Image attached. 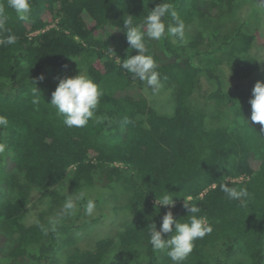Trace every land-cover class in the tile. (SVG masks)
Listing matches in <instances>:
<instances>
[{
	"label": "trees",
	"instance_id": "obj_1",
	"mask_svg": "<svg viewBox=\"0 0 264 264\" xmlns=\"http://www.w3.org/2000/svg\"><path fill=\"white\" fill-rule=\"evenodd\" d=\"M162 2L31 0V13L20 20L6 0H0L8 14L0 38L9 30L17 37L14 45L0 46V115L9 121L0 128V177L7 182L5 190L0 183L5 193L0 195V264H117L121 259L123 264L137 259L139 264H173L167 250L154 251L148 243V226L155 223L159 230L169 210L156 205V197L167 191L177 219L191 215L186 201L198 206V215L213 228L194 241L183 264H264V130L250 119L252 93L227 90L220 68L222 54L246 62L236 74L238 80L258 68L251 55L257 35L246 22L236 21L230 33L221 30L220 20L232 18L245 0H165L185 24L205 21L213 26L183 45L172 37L146 38L147 54L157 62L162 84L174 92L173 113L165 116L150 106L145 82L120 67L128 55L138 54L130 49L123 20L128 15L143 19ZM73 61L77 75L83 70L103 92L94 118L82 128L65 126L49 104L58 85L52 76ZM41 74L43 81L36 79ZM202 77L212 89L201 103L194 95ZM35 87L39 104L32 103ZM66 181H71L74 194L86 191L90 198L121 185L131 196L120 199L118 226L94 244L85 240L83 247L75 242L63 255L54 256L57 248L72 244V231L101 221L80 222L86 201L79 202L72 225L45 234L40 225L48 226L57 202L48 199L42 216L34 224L26 222L30 210L34 212V190L51 198ZM223 183L246 189L248 197L230 200L221 191ZM95 201L101 210V202ZM60 232L66 233L67 242L56 243Z\"/></svg>",
	"mask_w": 264,
	"mask_h": 264
},
{
	"label": "clouds",
	"instance_id": "obj_2",
	"mask_svg": "<svg viewBox=\"0 0 264 264\" xmlns=\"http://www.w3.org/2000/svg\"><path fill=\"white\" fill-rule=\"evenodd\" d=\"M6 7L11 9L20 20H26L31 13V0H6ZM8 20V14L4 4H0V28ZM139 20V22H137ZM124 22V31L130 49L137 50L136 55H128L122 60L120 67L132 74V78L146 82L152 93L156 94L163 87L160 73L157 71L158 64L152 55L147 54L146 38L148 40L161 41L172 37L176 38L181 45L187 43L185 35V22L180 17L171 3L157 4L153 9L147 10L143 19H134L128 15ZM17 37L14 33L0 38V46L14 45ZM113 52L112 49H109ZM114 53V52H113ZM80 68V67H79ZM81 69V68H80ZM41 74L36 79L44 80ZM58 85L51 94V102L57 115L63 117V123L67 127L82 128L94 118L103 92L100 86L81 70L73 77H57ZM35 85L36 81H32ZM38 89H33V104L40 103ZM251 105V121L259 123L264 130V81H257L252 89L249 100ZM9 121L7 116L0 115V128L7 127ZM4 151V145L0 144V152ZM221 191L230 200H241L248 197L246 189L228 186L227 183L220 185ZM170 192L161 193L156 197V205L166 206L169 210L163 215L162 222L157 225L152 223L148 226L150 239L148 243L154 251L167 250L166 255L173 264H183L194 248V241L202 239L213 231L212 225L206 222V217L198 215L200 208L185 201V209L191 213L186 220L177 219L171 208L174 207L173 196ZM83 209L86 215H93L96 209V201L89 197L86 191L68 194L62 204L61 211L55 216L49 217L48 226L41 224V231L47 234L49 230L56 232L65 217L75 216L79 210L80 203L84 202ZM166 234H170L165 238Z\"/></svg>",
	"mask_w": 264,
	"mask_h": 264
},
{
	"label": "rangeland",
	"instance_id": "obj_3",
	"mask_svg": "<svg viewBox=\"0 0 264 264\" xmlns=\"http://www.w3.org/2000/svg\"><path fill=\"white\" fill-rule=\"evenodd\" d=\"M232 18L227 19L226 17L222 18L220 20L221 25H223L222 33H230L233 28L236 27V21L241 23V22H246L247 28L254 32L257 35L255 45L252 49L251 55L252 57L256 60V63L258 64V68L255 69L251 73V75L246 78V79H241L238 80L236 78V74H241L242 70L245 68V61L239 62L233 55L231 54H222L220 55V58L222 59L221 63V76L222 78L225 79L227 82V90H230L232 88L236 89L238 88L241 91H246L247 93H252V89L255 85V83L259 81H264V0H245V2L236 9V12L231 16ZM212 30L213 26L205 21H200V22H194L192 24H185V35L186 39H192L200 30ZM219 35L214 38L218 39ZM213 39V40H214ZM174 41H176V38H174ZM95 57H92L90 61H94ZM105 60L103 59L101 62H104ZM77 63L76 62H70L67 66L64 68L60 69L58 72H56L52 76V83L56 84L58 83L57 77H73L77 75L75 72L77 69ZM75 72V73H74ZM144 94L147 97V100L153 108L157 110V112L160 115H169L173 113V108H174V92L173 89L163 85V87L160 89V91L156 94L152 93L151 88L147 87L146 82L144 84ZM212 89L211 84L206 80L205 77H202L200 79V87L198 90L195 92V98L202 103L204 96H206ZM212 109H214V106H211ZM209 107L207 111L209 112ZM237 124H230V128L233 129L235 128ZM242 181V180H240ZM239 181V182H240ZM2 182V185L4 186L5 190V185L7 184L6 180L3 177H0V183ZM113 188H111V192L108 190H100V192L95 193L91 195L92 199L99 200L101 202L102 206L101 210L99 208H96L93 215L89 216L86 215L85 212L83 211L82 218L80 219V222L84 221H90L95 218H101L100 222H96L94 225L91 226H86L82 228L81 230L78 231H72V238L69 237L72 240V244L68 243V245H63L62 250L61 248H57L55 255L61 253L62 255L73 248L77 243L80 242V245L83 247L85 246L86 241L85 240H91L94 244L95 239L98 237L103 236L106 234L107 230L109 228H115L113 227L114 225L118 226V221L115 222L117 214L118 207H120V204L123 202L122 200L120 201L121 198H129L131 196V192L129 188L125 185H121L120 187L117 188V192L113 191ZM52 190H55L52 188ZM58 192L55 196H52L51 198H44L41 196V192H38L37 190H34L32 196L33 200L32 203H34V212L30 210V212L27 214L28 219L26 222L28 224H34L36 219L39 216H42L43 211L46 208V201L49 199H52L54 201H57L55 203V209L54 212L48 215L47 218L55 216L57 213L61 211L62 204L64 200L66 199V196L68 194H74L75 189L72 188V183L71 181H66V183L63 185L62 189L58 188L56 191ZM0 195L4 197L5 193L0 192ZM48 200V201H49ZM6 201L3 203L5 204ZM1 205V204H0ZM99 206V207H100ZM78 214V213H77ZM76 214V215H77ZM102 214L104 215L102 218ZM75 215V216H76ZM75 216L72 217H65L62 220L61 225H72L75 222ZM100 216V217H99ZM119 218V217H118ZM121 219V218H120ZM78 225H80L78 223ZM66 233L65 232H60V234H57L56 236V243H59V240L62 239L64 242H67V239L65 238ZM79 240V241H77ZM84 240L83 243H81ZM76 242V244H75ZM87 244V243H86ZM58 259L61 258L60 255L57 256ZM125 259H121L120 261L117 262V264H123V261ZM133 264H139L140 261L139 259L133 261ZM112 263V262H111ZM110 263V264H111ZM58 264V263H56ZM61 264V263H60Z\"/></svg>",
	"mask_w": 264,
	"mask_h": 264
},
{
	"label": "built area",
	"instance_id": "obj_4",
	"mask_svg": "<svg viewBox=\"0 0 264 264\" xmlns=\"http://www.w3.org/2000/svg\"><path fill=\"white\" fill-rule=\"evenodd\" d=\"M43 32H44V30L43 31L36 32V33H32V34H30L29 39H32V37H35L36 35H38L40 33H43ZM240 180H242V179L235 180L234 182H239Z\"/></svg>",
	"mask_w": 264,
	"mask_h": 264
}]
</instances>
